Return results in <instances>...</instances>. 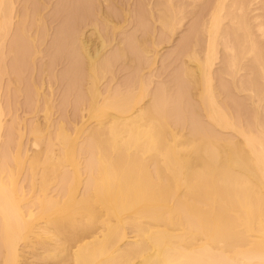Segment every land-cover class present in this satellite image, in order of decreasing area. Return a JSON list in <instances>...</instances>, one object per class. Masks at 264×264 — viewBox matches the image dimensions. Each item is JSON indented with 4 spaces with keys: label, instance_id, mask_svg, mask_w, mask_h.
I'll list each match as a JSON object with an SVG mask.
<instances>
[{
    "label": "bare ground",
    "instance_id": "6f19581e",
    "mask_svg": "<svg viewBox=\"0 0 264 264\" xmlns=\"http://www.w3.org/2000/svg\"><path fill=\"white\" fill-rule=\"evenodd\" d=\"M63 1L0 0V264H264V0Z\"/></svg>",
    "mask_w": 264,
    "mask_h": 264
},
{
    "label": "rangeland",
    "instance_id": "374dc122",
    "mask_svg": "<svg viewBox=\"0 0 264 264\" xmlns=\"http://www.w3.org/2000/svg\"><path fill=\"white\" fill-rule=\"evenodd\" d=\"M46 1H47V3L50 1V4H51V5H48V6H47ZM61 1H63V0H60V2H61ZM68 1H69V0H67V2H66V0H64V1L62 2V6L68 4L67 7H69L72 3H71L70 1H69V2H68ZM118 1H119V3H121V0H118ZM125 1H126V0H125ZM128 1H130V0H127L126 2H128ZM132 1H133V0H131V2H132ZM44 2H45V3H44L43 5L41 4L40 7H42V12H43L44 14H45L46 12L49 13L48 11H49V9H51V10H50V12H51V13H50V16H48L49 14H47V13H46V14H47V16H48V17H47V18H48V21L50 20V21L48 22V24L51 22L50 25H51L52 27H54L55 25H58V23L60 22L61 17H62V16H60V15H62V14H58V12H57V14H56V13H55V10H54V9L57 8V7L59 8L60 3H59L58 5H56V4L58 3V0H57V1H56V0H55V1H54V0H52V1H51V0H44ZM54 2H55V3H54ZM198 2H199V5L201 4L200 6L198 5L199 12L201 13V12H202V7H201V6L204 4L205 1H203V3H200V1L198 0ZM206 2H207V0H206ZM53 3H54V4H53ZM45 4H46V6H45ZM73 4H74V3H73ZM197 4H198V3H197ZM52 5H54V6H52ZM204 5L206 6L205 8H204ZM204 5H203V9H206V10L203 11L202 14H203V15H207V13H208L207 11L209 10V9H208L209 5H208V4H204ZM207 5H208V7H207ZM44 6H45L46 8H45ZM55 6H56V7H55ZM71 6H73V5H71ZM47 7H49V8H47ZM53 7H54V8H53ZM200 7H201V8H200ZM44 8H45V10L43 11ZM52 9H53V10H52ZM52 12L54 13V16H53V13H52ZM60 13H61V12H60ZM200 13H199V14H200ZM205 13H206V14H205ZM46 14H45V15H46ZM51 15L54 17V20H55V21H53V18L51 17ZM58 16H59V17H58ZM56 17H57V19H55ZM196 17H197V19H198V18H201L200 15H198V16H196ZM51 18H52V21H51ZM120 18H121V17H120ZM188 19H190V18L188 17ZM56 20H57V21H56ZM58 20H59V21H58ZM191 20H192V19H190L189 22H188V21H185L184 26H182V28H181L180 30H178L179 33H176L170 41H168V42L165 41V42H163V43L160 45V47H162V48H161V49H162V50H161V53L164 52L165 54H168V51H169V50H170V51L172 50V49H170V48H171L173 45H174V46L176 45V43H177L176 41H178L177 39H179V37H180V33H183L184 29H186V28L188 27V23L190 24ZM187 22H188V23H187ZM55 23H56V24H55ZM131 25H133V22H132ZM186 25H187V26H186ZM158 26L160 27L159 23H158ZM55 27H56V26H55ZM55 27H54V28H55ZM129 27H130V25H129ZM129 27H128V28H129ZM159 27H158V29H160ZM52 30H53V29H52ZM180 31H181V32H180ZM175 36H176V37L179 36V37H177V39H176ZM174 37H175V38H174ZM47 38L50 39V36L47 37ZM175 39H176V41H175ZM173 40H174V41H173ZM172 43H174V44H172ZM45 46H46V45H45ZM166 49H168V50H166ZM164 53H163V54H164ZM174 56H175V54H174L173 56H172V55L169 56V57H168V62H167V59L165 60L166 63H167L168 65L172 66V67H170V68H167L168 71H169L170 69H172L173 66H174L173 62L175 63V61L171 62V59H170V57H171V58L173 57L172 60H174ZM169 59H170V61H169ZM161 62H162V61H158V64H159V63L162 64ZM166 63H164V64H165L167 67H169ZM171 63H172V64H171ZM62 64L64 65V62H63ZM62 64H61V63L58 64V65H60V67L57 66V69H58V67H59V68H62V66H63ZM160 64H159V66H160ZM61 65H62V66H61ZM125 66H126V65H125ZM161 66H162V65H161ZM130 67H132V66L130 65ZM126 68L128 69L129 66L126 67ZM126 68H124V69L121 68V69L119 70V73H120V74H118V71H117V77H118L119 80H124V79H123L124 76L126 77V76L129 75V73L126 72V71H128V70H126ZM161 69H162V68H161ZM164 69H166V67H164ZM167 69H166V70H167ZM129 70H131V68H129ZM162 71H164V70H162ZM163 73L165 74V73H167V72H163ZM126 74H128V75H126ZM123 75H124V76H123ZM59 88H60V89H59ZM58 90H59V92H58ZM57 92H58V93H57ZM56 93H57V94H56ZM56 93H55V97L58 96V97L60 98V97H61V96H60V95H61V86L57 88ZM18 95H20V96H18ZM18 95H17V96L20 97L19 99H18V97H17L16 95H15V96L13 95V99H14L15 101H16V100H17V101H18V100H20V101L23 100V101L21 102L22 107L20 106L21 104H19V107L16 106V108H14L15 110L13 109V111H15L16 113H19V112H20V115H21V116H25V114H26L28 111H29V112H31V111L28 109L26 103H25V105H26L27 108L25 107V105L23 106V104H24L23 102H25V101H24L25 98L23 97V95H22V94H18ZM14 97H15V98H14ZM16 98H17V99H16ZM17 107L19 108V111H17V110H18ZM24 107H25V109H24ZM16 109H17V110H16ZM22 109H23V110H22ZM27 109H28V111L25 113V111H26ZM68 109L71 110V111H68V112L72 114V113H73V111H72L73 109H72L71 107H69ZM13 111H12V112H13ZM61 111H62V110H61ZM63 111H64V110H63ZM24 113H25V114H24ZM31 113H32V112H31ZM31 113H30V114H31ZM58 113H59V112H58ZM30 114L28 115V113H27V114H26L27 117H30ZM55 114H57V113H55ZM7 115H8V116H7ZM9 115H10V117H9ZM72 115H73V114H72ZM5 116L7 117V118L4 117V118L6 119V121H7V120L10 121L9 119H11V114H9V113L7 112V114H6ZM70 126H71V125H70ZM27 135H28V137H32L31 135L29 136V134H27ZM27 135L24 137L26 142H27L28 140L31 139V138L29 139V138L27 137ZM27 138H28V139H27ZM28 142H29V141H28ZM29 146H30V145H29ZM30 147H31V146H30Z\"/></svg>",
    "mask_w": 264,
    "mask_h": 264
}]
</instances>
